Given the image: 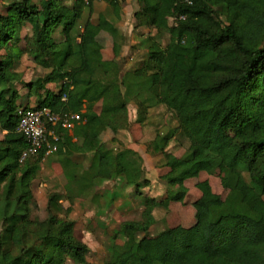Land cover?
Instances as JSON below:
<instances>
[{"label": "trees", "instance_id": "16d2710c", "mask_svg": "<svg viewBox=\"0 0 264 264\" xmlns=\"http://www.w3.org/2000/svg\"><path fill=\"white\" fill-rule=\"evenodd\" d=\"M136 2L135 16L156 34L140 43L146 53L124 71L119 61L124 37L115 22L101 15L77 30L85 13L93 14V0H76L73 6L62 0H0V130L5 133L0 140V264H85L90 248L76 237L72 206L65 208L63 201L97 200L95 188L112 180L131 186L144 209L142 221L124 222L119 229L132 246L112 244L105 264H264V0ZM109 5L119 19L118 0ZM27 25L31 36L23 39ZM59 32L63 39L56 37ZM102 32L114 40L115 59L108 69L102 67ZM22 41L26 46L20 54L2 53L11 42ZM24 54L58 76V92L23 82L16 66ZM174 58L182 59L181 67ZM18 85L28 89L36 107L22 106ZM76 103L86 107L72 133L61 123L49 127L60 136L56 154L65 194L50 193L46 218L33 219L32 184L45 149L21 160L28 142L18 132L20 111L47 108L63 119L77 113ZM130 104L142 107L146 119L150 110L165 107L190 143L181 157L167 150L173 134H158L149 143L148 150L169 168L162 177L169 191L160 202L143 192L150 181L141 155L116 150L97 136L103 127L115 135L127 130ZM89 153L93 160L87 170L72 161ZM202 173L217 175L226 197L214 194L207 181L199 183L204 200L194 204L196 223L151 236L155 210L182 203L184 183Z\"/></svg>", "mask_w": 264, "mask_h": 264}, {"label": "rangeland", "instance_id": "374dc122", "mask_svg": "<svg viewBox=\"0 0 264 264\" xmlns=\"http://www.w3.org/2000/svg\"><path fill=\"white\" fill-rule=\"evenodd\" d=\"M67 6H73L76 0H62ZM94 12L90 16L85 13L83 20L77 28L80 33L83 30L85 21L90 18L93 22H97L99 16L104 15L109 20L115 22L117 28L124 37V44L121 57L119 58L123 70L133 69L134 63L141 59L146 50L140 47V43L148 36H154L155 31L149 30L146 21L143 18L136 17L139 6L136 0H118L120 5V17L116 20L109 5V0H93ZM90 16V17H89ZM31 36V26L27 25L21 37ZM57 38L63 39L62 33L56 35ZM162 44L167 43V38L161 39ZM100 42L103 46L102 50V67L108 69L111 62L115 59L113 53V37L102 32L100 34ZM26 46V42L20 44L11 42L7 48L2 50L3 54L13 52L20 54ZM177 68L181 67L182 59H173ZM16 71L23 76L25 84H35L41 86L45 90L58 92L60 85L57 75L51 70L44 69L39 64V59L32 55H21L16 66ZM18 90L22 98V106L26 105L36 107V101L29 94L26 87L18 85ZM79 106V105H78ZM80 108V107H78ZM100 111V105L96 108ZM130 127L115 135L111 130L102 128L98 133V138L110 147L120 150L129 148L135 150L143 158V166L146 171V177L150 181V185L143 191L150 198L156 199L158 202L167 197L169 187L162 179L169 172V168L165 167L163 159L160 155H154L148 150V145L158 134L163 136L173 134L171 141L167 146L168 152L177 157H181L189 149L190 143L183 132L178 128L179 124L174 114L165 107L150 110L146 119L144 109L137 107L135 104L129 105ZM202 133L211 138V134L202 129ZM5 133L0 130V140L3 139ZM228 137H232V133H228ZM116 138L117 141H114ZM215 146L219 141H214ZM57 154L50 156L45 163H42L41 171L32 184V190L35 197V206L33 210V219L43 220L47 216L46 205L48 195L52 192L65 194L66 179L61 166L57 162ZM89 161V158H87ZM88 161H83L85 167ZM85 162V163H84ZM207 181L214 194L226 197L227 191L223 188L220 178L215 175L202 173L198 178L188 180L184 183L181 190L185 192V199L182 203H171L169 209H156V223L150 229V235L155 236L166 228L183 226L192 227L196 223L195 202L204 200L202 191L198 188V184ZM180 189V188H179ZM97 200L88 199H71L64 200L63 205L72 206L71 220L75 222V235L83 243L87 244L90 252L87 256L85 264H105L109 259V247L112 244L122 245L126 248L132 246L129 239L120 235L119 229L121 224L127 221H142L143 205L142 197L137 195L131 186L125 184L121 180H112L103 183L95 188L94 193ZM143 237V234L139 238ZM67 264H77L71 260Z\"/></svg>", "mask_w": 264, "mask_h": 264}, {"label": "built area", "instance_id": "2783aa9c", "mask_svg": "<svg viewBox=\"0 0 264 264\" xmlns=\"http://www.w3.org/2000/svg\"><path fill=\"white\" fill-rule=\"evenodd\" d=\"M180 19H184V17ZM177 20L178 18H175L174 22ZM20 116L18 132L28 142V148L22 155V161L30 156L39 155L44 149L43 161L54 155L58 151L57 143L60 141V136L54 131H49V127L57 126L61 123L63 129H69L75 121L80 120V115L77 114L66 116L62 119L47 108L20 111Z\"/></svg>", "mask_w": 264, "mask_h": 264}, {"label": "crops", "instance_id": "0c3cea01", "mask_svg": "<svg viewBox=\"0 0 264 264\" xmlns=\"http://www.w3.org/2000/svg\"><path fill=\"white\" fill-rule=\"evenodd\" d=\"M79 105V106H78ZM98 105H100V104H98ZM98 105L96 106V108L98 107ZM78 107H80V108H78ZM85 104H79V103H76L75 105H74V110H75V112H77L76 114L77 115H80L81 113H83L84 111H85ZM96 108H95V111L96 112H98L97 110H96ZM100 111H101V105H100ZM100 111L98 112V113H100ZM79 122V121H78ZM78 122H74L73 123V125H72V127L71 128H69V129H66L68 132H70V133H72V131H73V129H74V127H75V125H76V123H78ZM104 128V127H103ZM102 129V128H101ZM100 129V130H101ZM99 130V131H100ZM99 131H98V133H99ZM98 133H97V136H98ZM74 142H77V139H74ZM56 154V153H55ZM57 156V162H58V164L61 166V168H62V170H63V167H62V165L60 164V162H59V156L58 155H56ZM87 158H89V161H88V159ZM48 159V158H47ZM47 159L45 160V161H43V163H45L46 161H47ZM92 160H93V154L92 153H89V154H86V155H79V154H76V155H74L73 156V159H72V161L74 162V163H76V164H78L81 168H83L84 170H87L90 166H91V164H92ZM83 161H88V166L87 167H85V164H83ZM84 162V163H85Z\"/></svg>", "mask_w": 264, "mask_h": 264}]
</instances>
